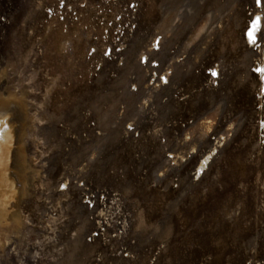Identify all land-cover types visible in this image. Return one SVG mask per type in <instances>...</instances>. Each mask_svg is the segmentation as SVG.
I'll return each mask as SVG.
<instances>
[{"label": "rangeland", "instance_id": "rangeland-1", "mask_svg": "<svg viewBox=\"0 0 264 264\" xmlns=\"http://www.w3.org/2000/svg\"><path fill=\"white\" fill-rule=\"evenodd\" d=\"M4 1L0 91L27 104L9 108L18 187L21 145L30 168L19 239L56 233V264H264L262 55L246 38L264 0ZM87 189L116 195L129 238L87 241Z\"/></svg>", "mask_w": 264, "mask_h": 264}, {"label": "bare ground", "instance_id": "bare-ground-1", "mask_svg": "<svg viewBox=\"0 0 264 264\" xmlns=\"http://www.w3.org/2000/svg\"><path fill=\"white\" fill-rule=\"evenodd\" d=\"M262 2V0H258V5L262 6ZM251 20L249 29L246 32V38L262 55L255 67V72L260 75L262 94L264 95V42L262 40L261 43L258 34L264 23V13L261 10H257ZM214 71L217 72L216 69ZM2 75L4 73L0 71V80L3 78ZM164 78H167L166 75ZM15 102H20L24 106L27 105L24 98L16 95L15 92L6 89L0 91V136H2V139H0V253L4 251L13 237H22L25 226V219L21 209L17 207L20 198L28 192L27 186L29 184L27 171L30 168L24 146L21 145L18 148L21 164H23V170L21 173L19 172L21 187H18V183L12 178L10 171L11 154L15 147L16 135L15 123L12 121V113H10L9 108ZM225 139H227V136L224 135L218 139V144L215 147L213 146L206 157L198 164L197 173H203L208 168V162H210L212 154L217 151L218 147H220L219 144ZM182 157L184 158V156Z\"/></svg>", "mask_w": 264, "mask_h": 264}, {"label": "built area", "instance_id": "built-area-1", "mask_svg": "<svg viewBox=\"0 0 264 264\" xmlns=\"http://www.w3.org/2000/svg\"><path fill=\"white\" fill-rule=\"evenodd\" d=\"M5 6L9 7L8 1L0 0V12L2 14L7 13L2 10V7ZM3 19H7V16H0V26L7 21L4 22ZM82 184L80 183L79 186H82ZM87 190L90 192L82 193V207L86 210L88 221L92 226L86 234L87 241L95 242L101 235L115 239L128 237V220L125 218L122 203L116 195L106 189L101 192L98 189ZM51 207H46V211L50 214L56 211ZM47 212L45 215L52 217V214L50 215ZM110 230L114 232L107 235ZM46 232L48 233L42 240H34L30 233L26 234L24 239L13 238L6 249L0 253V264H56L61 258L50 257L48 247L50 244H54L53 240L57 238V234L54 233L52 236L50 230ZM109 242L110 239L107 240V243ZM136 247V240L126 241V243H122L118 255L122 256V259L132 257V248ZM108 253L112 254L113 257L115 255V251L109 248ZM46 254H48V257Z\"/></svg>", "mask_w": 264, "mask_h": 264}, {"label": "snow or ice", "instance_id": "snow-or-ice-1", "mask_svg": "<svg viewBox=\"0 0 264 264\" xmlns=\"http://www.w3.org/2000/svg\"><path fill=\"white\" fill-rule=\"evenodd\" d=\"M0 139H2V136H0Z\"/></svg>", "mask_w": 264, "mask_h": 264}]
</instances>
